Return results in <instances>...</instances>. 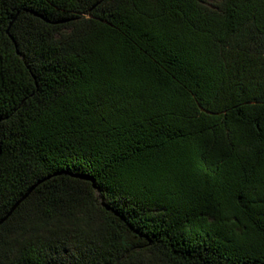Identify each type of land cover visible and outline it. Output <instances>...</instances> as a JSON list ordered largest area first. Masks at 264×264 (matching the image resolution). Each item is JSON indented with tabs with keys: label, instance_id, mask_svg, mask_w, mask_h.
I'll return each instance as SVG.
<instances>
[{
	"label": "trees",
	"instance_id": "1",
	"mask_svg": "<svg viewBox=\"0 0 264 264\" xmlns=\"http://www.w3.org/2000/svg\"><path fill=\"white\" fill-rule=\"evenodd\" d=\"M0 264H264V0H0Z\"/></svg>",
	"mask_w": 264,
	"mask_h": 264
},
{
	"label": "water",
	"instance_id": "2",
	"mask_svg": "<svg viewBox=\"0 0 264 264\" xmlns=\"http://www.w3.org/2000/svg\"><path fill=\"white\" fill-rule=\"evenodd\" d=\"M32 191H30V193H31ZM29 193V194H30ZM29 194L28 195H26V197H28L29 196ZM25 197V198H26ZM24 198V199H25ZM24 199H22L13 209H12V211L10 212V214L1 222V223H3V222H5L6 220H7V218L12 214V212L17 208V206L24 200Z\"/></svg>",
	"mask_w": 264,
	"mask_h": 264
}]
</instances>
